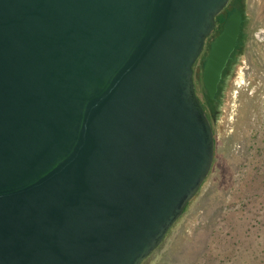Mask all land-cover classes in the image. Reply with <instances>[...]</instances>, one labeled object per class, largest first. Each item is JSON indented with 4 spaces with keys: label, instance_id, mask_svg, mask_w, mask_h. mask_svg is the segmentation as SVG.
Returning a JSON list of instances; mask_svg holds the SVG:
<instances>
[{
    "label": "water",
    "instance_id": "95a60500",
    "mask_svg": "<svg viewBox=\"0 0 264 264\" xmlns=\"http://www.w3.org/2000/svg\"><path fill=\"white\" fill-rule=\"evenodd\" d=\"M229 0H0V264H142L213 164L194 65ZM235 10L201 74L214 92Z\"/></svg>",
    "mask_w": 264,
    "mask_h": 264
},
{
    "label": "rangeland",
    "instance_id": "374dc122",
    "mask_svg": "<svg viewBox=\"0 0 264 264\" xmlns=\"http://www.w3.org/2000/svg\"><path fill=\"white\" fill-rule=\"evenodd\" d=\"M244 1L245 45L212 121V167L142 264H264V0Z\"/></svg>",
    "mask_w": 264,
    "mask_h": 264
},
{
    "label": "flooded vegetation",
    "instance_id": "af4514ba",
    "mask_svg": "<svg viewBox=\"0 0 264 264\" xmlns=\"http://www.w3.org/2000/svg\"><path fill=\"white\" fill-rule=\"evenodd\" d=\"M235 10H238V9H235ZM235 10H233L232 12H234ZM231 13L228 15V17L231 15ZM227 18H226V20H227ZM247 18L248 17H247L246 10H245L244 14L242 13V15H241V19H242L241 25L243 23H245V25H246ZM218 28H219V25H218V22L216 21V26H215L213 32L211 33V35L209 37H207L206 42H205V46H204V50L201 53V55L199 56V58L196 61L195 65H194V82H195L196 93H197V88L202 89V93H203L202 99H200V98L199 99H200L203 107L206 108V110H208V111H209L210 106L212 104L215 105L217 103L218 98H221L220 104L222 103V98H223V95H224V89L226 87V82H227V79L229 77L228 74L231 73V71L233 70L234 65H236V63L238 62L239 59L236 62H235L234 59H235L236 55L240 52V50H242V52H243L244 45H245V38H246V33L242 34L241 27H240V32H239V34H238V36L236 38V44H235L232 52L230 53V56H229L225 66H224V68L222 70V73L225 72L227 74H226V76H223V77L221 76V78H220V80H219V82L217 84V89L214 92H210L205 87V85H204V83L202 81L201 74H202V71H203V68H204V65H205L206 55H207L208 50L210 49V46H211V42L214 40L216 35H218L223 29V27H222L221 30H218ZM245 32H246V30H245ZM241 55H242V53H241ZM219 87H222L220 89L221 90L220 95H218ZM213 119L214 118H211V121H213Z\"/></svg>",
    "mask_w": 264,
    "mask_h": 264
},
{
    "label": "trees",
    "instance_id": "16d2710c",
    "mask_svg": "<svg viewBox=\"0 0 264 264\" xmlns=\"http://www.w3.org/2000/svg\"><path fill=\"white\" fill-rule=\"evenodd\" d=\"M235 9H238V11L240 12L241 15H242V13L244 14V11L246 10L245 1L244 0H229L228 4L225 6V8L223 9V11L219 15H217V17H216V21L218 22V25H219L218 30H221L222 29L224 21L226 20V18L228 17V15L233 10H235ZM245 28H246V25H245V23H243L241 25V32H242V34H245ZM241 53H242V50H240V52L236 55V57L234 59L235 62L239 59ZM226 74L227 73L223 72L222 73V77L223 76H226ZM228 75H230V74H228ZM221 88L222 87H219V89H218V92H219L218 95H220V93H221V90H220ZM220 102H221V98H218L217 103L215 105L212 104L210 106L209 111L206 110V108H204L205 111H206V113H207V116L210 119V121H211V118H216L218 116L219 109H220V105H221ZM211 123H212V121H211ZM185 210H186V208H185Z\"/></svg>",
    "mask_w": 264,
    "mask_h": 264
}]
</instances>
